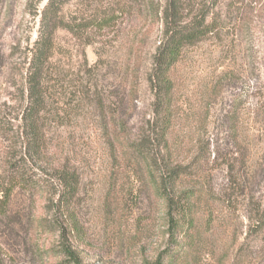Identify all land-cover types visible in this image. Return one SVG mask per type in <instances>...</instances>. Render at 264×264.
Listing matches in <instances>:
<instances>
[{
  "label": "rangeland",
  "instance_id": "rangeland-1",
  "mask_svg": "<svg viewBox=\"0 0 264 264\" xmlns=\"http://www.w3.org/2000/svg\"><path fill=\"white\" fill-rule=\"evenodd\" d=\"M184 1L194 12L212 4L207 21L216 29L187 50L172 76V159L188 165L179 188L197 192L194 228L181 223L170 237L163 199L125 141L148 129L145 71L159 29L136 7L121 44L95 71L88 69L98 46L84 49L83 62L72 38L57 33L62 50L50 72L43 145L23 164L27 183L0 213V264H264V229L252 219L264 208V0ZM35 11L27 0H0V185L24 159L17 132ZM91 84L103 105L83 92ZM134 90V104L118 112L117 99ZM61 166L79 176L68 221L55 207L53 168Z\"/></svg>",
  "mask_w": 264,
  "mask_h": 264
},
{
  "label": "trees",
  "instance_id": "trees-1",
  "mask_svg": "<svg viewBox=\"0 0 264 264\" xmlns=\"http://www.w3.org/2000/svg\"><path fill=\"white\" fill-rule=\"evenodd\" d=\"M27 1L28 5L31 4L36 10L38 30L36 40L28 49L24 73L25 107L21 112L17 132V136L21 139L24 159H21L22 164L14 169L8 181L0 185L1 215H6L15 187L27 183L21 174L24 169L23 164L38 158L42 149V123L44 112L49 105V92L53 86L50 85V72L55 56L62 50L56 41L57 33L62 31L72 38L78 53L83 57V62H86L84 49L97 45L98 60L88 69L89 72L95 71L101 66L103 59L101 56L105 55L107 49L112 44H121V33L129 24L136 7H139L145 12L143 16L150 22L149 25L159 24L155 47L150 53L145 71V82L152 97L151 116L147 121L146 131L132 135L125 141L137 163L141 161L147 168L151 184L163 199L166 216L169 219L170 237L174 239L179 233L181 223L186 224L189 232L195 226L196 209L200 205L196 197L197 192L193 188L183 190L179 188L188 165L179 161L174 162L172 159L170 140L176 108L175 81L172 76L187 50L216 32L214 21H207L213 5L206 7L203 4L194 12L193 7L185 6L184 0H166L164 4H160L159 0H46L44 6L38 9L44 0ZM83 92L88 97L89 94L95 95L98 104L103 105L102 98L98 96L94 85L85 86ZM135 93L134 90L131 91L130 98L128 95L125 97L123 95L122 98L117 99L115 105L118 112L121 107H126V104H134ZM199 154L202 156L201 152ZM52 176L56 184V210L61 218L72 220L79 176L74 169L64 166L54 167ZM206 214L208 221L212 218V214L208 209ZM252 219L257 223V231L264 229V208L262 209L260 204ZM70 224L73 222L71 221ZM64 230L67 229L62 231ZM73 230L76 228L71 229ZM183 234L186 235V232ZM186 237L193 238V236ZM63 252L68 257L74 258L70 246H64ZM68 264L80 263L74 260L69 261Z\"/></svg>",
  "mask_w": 264,
  "mask_h": 264
}]
</instances>
